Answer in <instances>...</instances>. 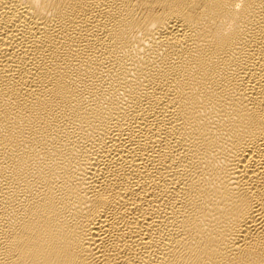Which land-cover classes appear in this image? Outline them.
Here are the masks:
<instances>
[{"label": "bare ground", "instance_id": "bare-ground-1", "mask_svg": "<svg viewBox=\"0 0 264 264\" xmlns=\"http://www.w3.org/2000/svg\"><path fill=\"white\" fill-rule=\"evenodd\" d=\"M0 264H264V0H0Z\"/></svg>", "mask_w": 264, "mask_h": 264}]
</instances>
